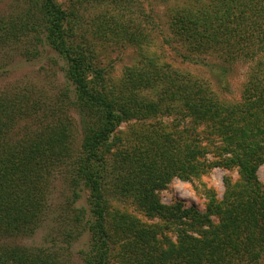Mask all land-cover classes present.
Returning <instances> with one entry per match:
<instances>
[{"label":"trees","instance_id":"16d2710c","mask_svg":"<svg viewBox=\"0 0 264 264\" xmlns=\"http://www.w3.org/2000/svg\"><path fill=\"white\" fill-rule=\"evenodd\" d=\"M133 1L27 0L16 14L0 16L1 48L29 43L21 53L31 57L38 44L49 45L73 86V96L66 88L55 98L31 84L0 89V237L32 235L62 174L73 201L88 191L89 209L71 208L81 228L68 231L75 237L87 230L84 264H264V183L257 175L264 163V0H172L168 7L169 43L182 60L217 71L220 83L234 65L248 63L236 101L151 59L150 30L124 13ZM87 3L106 6L86 17ZM111 40L146 52L115 82L97 50ZM169 115L192 125L162 118ZM214 166L235 167L238 177L224 176L221 198L204 190L205 211L161 202L158 191L173 178L189 180ZM115 200L157 219L146 223ZM59 259L47 248L0 244V264Z\"/></svg>","mask_w":264,"mask_h":264},{"label":"rangeland","instance_id":"374dc122","mask_svg":"<svg viewBox=\"0 0 264 264\" xmlns=\"http://www.w3.org/2000/svg\"><path fill=\"white\" fill-rule=\"evenodd\" d=\"M163 0H137L130 4L128 10L124 13L131 16L136 22L150 30L148 38L149 46L148 56L158 64H169L173 67L201 81L210 84L211 88L222 99L236 101L240 99L243 84L248 70L247 62H239L231 68L225 82L220 83L217 71L214 72L208 66L193 60H182L175 52V43L170 42V31L167 27L168 7L174 5V1L163 3ZM27 0H0V16L8 17L16 14L26 6ZM106 4L87 3V9L84 14L90 17L104 10ZM105 9H112L106 7ZM24 47L32 48L29 43H22L21 47L6 46L0 47V89L13 86L35 85L42 89L50 98L60 95L66 88L70 96H73V86L65 80L63 66L64 61L60 55L47 44H38L39 53L35 56L27 57L22 52ZM180 50V48H178ZM100 65L106 68L108 77L112 82L120 79L126 66L140 62L144 47L135 46L124 41H105L98 44L97 47ZM142 54V55H141ZM146 54V52H145ZM209 62L215 60L213 57L206 56ZM74 117L76 126L73 131L74 148L78 149L81 141V131L78 125V115L75 111L70 112ZM174 116V115H173ZM163 116L165 121H181V125L192 122L189 119H181L179 115ZM125 125L121 126L124 129ZM202 127H198L199 133ZM209 159L211 154H207ZM257 175L264 183V163L257 169ZM224 176H228L234 182L238 173L235 167L223 168L214 166L203 172L198 177L189 180L173 178L167 185L158 191L161 202L171 204L175 201H181L185 206H195L202 212L206 210V197L204 190L213 189L217 198H221L224 191ZM87 190L80 191V197L73 201L72 189L62 174H58L54 181L52 192L48 200V211L40 225L30 236H10L0 237V244H17L28 248L42 247L48 251H55L62 264H84L85 251L89 248V235L87 230L75 237L69 236L70 231L73 235L80 223L73 218L71 208L83 207L88 210ZM117 204L127 207L130 213L146 223L154 222L157 218H149L138 210L132 202L124 200H115ZM69 209V210H68ZM216 220V217L213 216ZM114 262V261H113ZM115 264V262L113 263Z\"/></svg>","mask_w":264,"mask_h":264},{"label":"bare ground","instance_id":"6f19581e","mask_svg":"<svg viewBox=\"0 0 264 264\" xmlns=\"http://www.w3.org/2000/svg\"><path fill=\"white\" fill-rule=\"evenodd\" d=\"M238 214V213H237ZM244 220V219H243ZM237 225V224H236ZM237 262V261H236Z\"/></svg>","mask_w":264,"mask_h":264}]
</instances>
